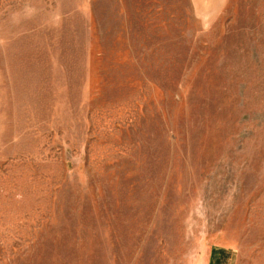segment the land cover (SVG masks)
Here are the masks:
<instances>
[{
  "label": "rangeland",
  "instance_id": "1",
  "mask_svg": "<svg viewBox=\"0 0 264 264\" xmlns=\"http://www.w3.org/2000/svg\"><path fill=\"white\" fill-rule=\"evenodd\" d=\"M264 264V0H0V264Z\"/></svg>",
  "mask_w": 264,
  "mask_h": 264
},
{
  "label": "crops",
  "instance_id": "2",
  "mask_svg": "<svg viewBox=\"0 0 264 264\" xmlns=\"http://www.w3.org/2000/svg\"><path fill=\"white\" fill-rule=\"evenodd\" d=\"M214 256L217 257L213 259V264H234V259L230 250H222L218 252V254L214 253Z\"/></svg>",
  "mask_w": 264,
  "mask_h": 264
}]
</instances>
